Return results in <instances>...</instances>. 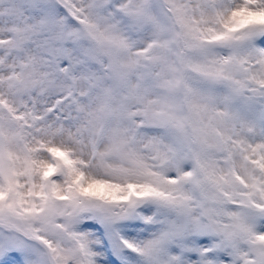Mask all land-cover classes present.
<instances>
[{
  "label": "snow or ice",
  "instance_id": "obj_1",
  "mask_svg": "<svg viewBox=\"0 0 264 264\" xmlns=\"http://www.w3.org/2000/svg\"><path fill=\"white\" fill-rule=\"evenodd\" d=\"M0 264H264V0H0Z\"/></svg>",
  "mask_w": 264,
  "mask_h": 264
}]
</instances>
